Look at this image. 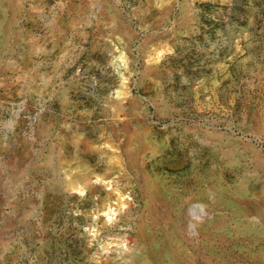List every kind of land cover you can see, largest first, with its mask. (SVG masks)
I'll list each match as a JSON object with an SVG mask.
<instances>
[{
    "label": "rangeland",
    "instance_id": "obj_1",
    "mask_svg": "<svg viewBox=\"0 0 264 264\" xmlns=\"http://www.w3.org/2000/svg\"><path fill=\"white\" fill-rule=\"evenodd\" d=\"M0 264H264V0H0Z\"/></svg>",
    "mask_w": 264,
    "mask_h": 264
}]
</instances>
